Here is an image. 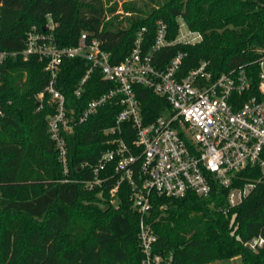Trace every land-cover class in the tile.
<instances>
[{"label":"trees","instance_id":"obj_1","mask_svg":"<svg viewBox=\"0 0 264 264\" xmlns=\"http://www.w3.org/2000/svg\"><path fill=\"white\" fill-rule=\"evenodd\" d=\"M118 10L111 0H0V49H23L25 32L31 25L42 30L50 15L60 46L74 45L81 32H88L116 63L129 53L142 27L143 50L150 49L158 20L166 25L167 41H175L181 18L201 39L165 45L155 54L157 63L184 52L182 73L203 59L210 61L214 74L243 69L250 93L256 92L264 58V0H147ZM86 68L82 59L61 64L57 86L74 117L108 88L96 71L77 97L75 87ZM0 76V264H141L140 216L132 208L129 187L122 184L117 204L103 209L98 202L107 201L113 179L93 189L83 184L109 147L112 136L103 129L114 124L119 107L105 104L65 135L64 173L47 133L51 110L44 103L36 110L35 96L47 82L43 63L34 56L9 57ZM135 91L146 121L166 107L150 89L135 86ZM225 193L215 184L208 197L153 196L147 218L157 236L153 252L171 254L172 264H208L237 255L243 264H264V245L256 251L245 246L255 236L264 238V182L227 215L216 210Z\"/></svg>","mask_w":264,"mask_h":264},{"label":"built area","instance_id":"obj_2","mask_svg":"<svg viewBox=\"0 0 264 264\" xmlns=\"http://www.w3.org/2000/svg\"><path fill=\"white\" fill-rule=\"evenodd\" d=\"M156 24L154 41L147 52L142 47L146 27H142L129 53L114 63L101 41L88 32H81L76 44L60 46L55 37L57 24L47 15L42 30L31 25L25 32L23 49H0V66L7 58L17 56L23 60L34 56L43 63L47 82L35 96L36 110L43 109V103L51 110L46 116L47 133L64 173L68 169L65 135L105 104L119 107L114 124L103 129L112 136L107 141L109 147L91 165V178L83 184L93 189L113 179L109 189L113 197L126 184L132 208L140 216L137 237L141 264H172L171 254L153 252L157 236L147 221L153 196L180 198L193 193L208 197L217 184L226 193L216 210L227 215L264 182V58L259 62L257 90L253 93L243 69L214 74L210 61L203 59L182 73L184 52H177L163 65L156 62L155 54L175 42L195 43L201 39L200 34L169 42L166 25L161 20ZM65 59L87 62L75 87L77 97L96 71L99 81L108 85L88 100L78 117L67 107L65 95L57 86ZM135 86L150 89L166 103L149 121L144 119ZM263 245L262 236L245 243L253 251Z\"/></svg>","mask_w":264,"mask_h":264},{"label":"rangeland","instance_id":"obj_3","mask_svg":"<svg viewBox=\"0 0 264 264\" xmlns=\"http://www.w3.org/2000/svg\"><path fill=\"white\" fill-rule=\"evenodd\" d=\"M111 1L118 3V8H119L118 12H120V13L122 12L123 4L135 3L136 6L139 7L140 5H142L143 2H145V1L147 2V0H111ZM108 16H110V15H108ZM178 22L180 24L178 39H183L186 36H188L189 38L190 37H198L197 36L198 33H196V32L189 33V30L187 29L186 25L184 24V22L182 21L181 18H178ZM263 70H264V67H263ZM97 195L101 196V193H98ZM116 202L117 201H116L115 196L113 197L109 193V197H108L107 201H99L98 203L103 209H105L109 206L116 205L117 204ZM208 264H243V263H242L241 256L237 255V256H234L232 258H227V259H222V260H214Z\"/></svg>","mask_w":264,"mask_h":264}]
</instances>
